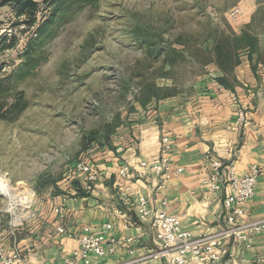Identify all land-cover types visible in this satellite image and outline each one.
I'll use <instances>...</instances> for the list:
<instances>
[{"label": "rangeland", "instance_id": "374dc122", "mask_svg": "<svg viewBox=\"0 0 264 264\" xmlns=\"http://www.w3.org/2000/svg\"><path fill=\"white\" fill-rule=\"evenodd\" d=\"M35 1L27 27L0 0V191L30 205L18 230L46 221L53 198H77L74 182L90 193L94 182L74 165H95V152L114 148L161 101H189L206 80L231 88L245 58L264 66V0ZM242 34L256 38L251 56L238 47L219 64L217 51L233 52ZM7 203L0 195V235L10 242Z\"/></svg>", "mask_w": 264, "mask_h": 264}, {"label": "crops", "instance_id": "0c3cea01", "mask_svg": "<svg viewBox=\"0 0 264 264\" xmlns=\"http://www.w3.org/2000/svg\"><path fill=\"white\" fill-rule=\"evenodd\" d=\"M251 65L245 58L234 69L231 88L206 80L199 83L197 93L189 101L182 102L179 98L161 101L153 116L132 124L114 148L95 152L91 157L95 159L93 166L98 176L92 191L75 199L53 198L55 208H64L63 217L55 213L54 208L40 225L31 230H17L24 264H62L63 259L77 248L74 239L56 233L59 226L75 231L87 226L91 232L103 233L106 239L120 243L113 255L92 256L90 264L126 261L167 264L149 257L156 249L155 230L138 221L137 199L147 198L152 208L165 200L167 212L180 219L184 230L196 236L213 233L225 223L227 210L222 200L230 193L227 185L212 197L200 184L202 177L212 173L214 162L223 165L224 177L228 168L241 176L251 166L259 167L255 195L242 207L246 220L264 218V70ZM240 108L245 110L248 118L243 128L234 125ZM164 136L170 140L171 168L179 167L183 171L159 189L158 180L141 169L139 163L158 160L159 143ZM207 154H210V160L205 158ZM122 165L131 169L127 177L119 175ZM139 173L144 175L139 177ZM105 224L110 228L104 230ZM128 238L136 240L132 255L121 244ZM6 249L9 253V246ZM224 253L225 258L220 264H236L226 262L228 255H240L248 260L263 255L264 232L253 239L249 249H243L233 241L226 242Z\"/></svg>", "mask_w": 264, "mask_h": 264}, {"label": "built area", "instance_id": "2783aa9c", "mask_svg": "<svg viewBox=\"0 0 264 264\" xmlns=\"http://www.w3.org/2000/svg\"><path fill=\"white\" fill-rule=\"evenodd\" d=\"M239 10L231 13L232 20L238 19ZM264 70V66L262 67ZM248 118L245 110L240 108L235 117L234 125L243 128L247 125ZM171 150L170 140L162 137L159 143V157L156 162H140L139 167L149 172L158 180L157 188L162 189L164 183L177 177L182 168H171L169 153ZM210 160V154L205 157ZM213 171L208 176L200 179V184L209 196L215 197L224 186L229 187L230 193L222 200L224 208L227 210L225 223L213 232L208 234L193 235L181 227V221L177 216L167 212V202L162 200L154 208L149 206L148 199L141 196L137 199L136 213L141 224H148L154 228V244L156 249L149 254L153 260H164L167 264H220L224 258V244L233 241L243 249L252 247L253 239L264 232V218L254 221L245 219V212L242 204L250 200L255 195L256 186L260 176L258 166H251L248 172L239 176L232 168L227 169L226 176L222 169L223 165L219 162L212 164ZM74 172L84 176L87 182L93 183L97 179V172L94 167L86 162H77L73 168ZM131 174L128 165H122L119 175L127 177ZM144 173H139L142 177ZM13 185V184H11ZM0 195L7 198L8 203L3 211L11 216L8 234L11 238L6 243L0 235V264H24L21 250L18 246L17 230L21 222L14 224V215L8 210L11 204L10 199L0 191ZM31 203V202H30ZM28 207L21 204L15 205V211L24 213ZM64 208H55V213L63 217ZM110 228L109 224L103 225V229ZM56 233L65 238L74 239L77 248L66 258L62 264H90L92 256L105 258L113 255L116 247L120 244L117 240L106 239L103 233H93L89 227L84 226L78 230H70L64 226L56 228ZM130 255L133 254L136 240L128 238L121 243ZM7 246L10 251L7 252ZM226 262L236 264H264V254L248 260L238 255H228ZM134 261L121 262L117 264H132Z\"/></svg>", "mask_w": 264, "mask_h": 264}, {"label": "trees", "instance_id": "16d2710c", "mask_svg": "<svg viewBox=\"0 0 264 264\" xmlns=\"http://www.w3.org/2000/svg\"><path fill=\"white\" fill-rule=\"evenodd\" d=\"M12 1L16 11H17V16L18 17H23V23L27 25V27L33 26L34 24H36L37 21V12L39 9V5L38 2H36L35 0H10ZM64 1V0H45V3L50 2L51 5L56 4L59 6L60 3ZM57 6V7H58ZM54 15H52V18L50 16V18L46 19L41 26H38L37 28V32H42L43 31V26L44 25H48L49 22H51L52 20H54ZM256 42V38H252L251 36H249L248 34H242L240 36V38L238 40H235V45L233 47L236 48H232L233 52H231L230 50L226 53L224 52H218L215 55V60L219 61L221 64L223 62L224 59L229 57H236V59L239 57V54H237L238 52H236L235 49H237L238 47H242L241 49L243 51H245L247 53V55L251 56V53H253V49L255 47V43ZM245 43V44H244ZM244 44V46H243ZM232 53V54H231ZM219 84L223 87H228L226 86V84L224 83V81L222 80V78H219L218 80ZM74 186L77 192V196L78 197H82L86 195V192L79 186L78 182H74Z\"/></svg>", "mask_w": 264, "mask_h": 264}, {"label": "bare ground", "instance_id": "6f19581e", "mask_svg": "<svg viewBox=\"0 0 264 264\" xmlns=\"http://www.w3.org/2000/svg\"><path fill=\"white\" fill-rule=\"evenodd\" d=\"M3 184H4V186H6V191L8 190L7 189V186H9V183L8 182H6V181H3ZM9 188V187H8ZM10 197H14L13 195H11ZM24 199L26 200V198H25V196H23V197H21V198H12V200H11V208L9 209L11 212H12V214L14 215V220H13V223L14 224H18V223H20L21 222V220H22V212H19V211H15V205H19V204H21L23 207H25V205L24 204H26V202H24ZM26 211V210H25ZM24 214V213H23ZM27 215V214H26Z\"/></svg>", "mask_w": 264, "mask_h": 264}]
</instances>
